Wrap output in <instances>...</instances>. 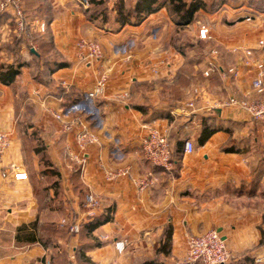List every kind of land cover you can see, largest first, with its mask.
<instances>
[{
  "label": "crops",
  "instance_id": "crops-1",
  "mask_svg": "<svg viewBox=\"0 0 264 264\" xmlns=\"http://www.w3.org/2000/svg\"><path fill=\"white\" fill-rule=\"evenodd\" d=\"M25 8L31 34L24 37L20 49L24 66L13 84L0 81V128L11 137L5 163H19L29 175L23 181L0 176V208L14 209L13 226L38 221L41 228L55 220L54 211H63L57 224L72 235L68 244L74 264H133L136 258L152 257L167 227L173 229L170 264H199L187 261L186 238L211 229L220 231L225 240L231 253L228 264L244 255L264 263V122L237 108H210L232 94L260 99L251 87L255 65L244 64L233 48L256 46L257 38L264 36V23H245L244 8L196 14V22L188 27L201 26L209 18L211 43L219 49L226 69L238 68V77L219 74L217 82L209 84L210 93L198 103L202 110L172 119L173 155L166 168L147 161L141 150L145 126L171 113L166 112L164 101L147 102L154 91L144 89L148 81L166 73L164 69L153 75L149 62L171 56L164 45L176 25L166 7L141 25H126L115 32L90 21L87 9L76 0H27ZM42 21L46 32L39 29ZM152 31L156 41L150 39ZM14 33L20 36L10 22L0 21V45L12 41ZM79 39L99 41L103 56L81 60L76 47ZM129 39L136 47L132 55L116 52ZM255 57L264 60V48H258ZM14 58L0 49V62L11 63ZM56 59L68 65L48 70L47 63ZM174 59L180 62L179 56ZM103 71L109 75L107 89L94 103L85 101V93ZM123 91H129L127 99L120 97ZM80 102L93 104L94 114L56 118ZM159 106L163 114H152ZM66 123H71V130L64 129ZM206 125L220 128L200 144ZM84 132L97 141L81 147L78 139ZM186 138L194 140L195 150L179 157L175 149ZM120 169L128 174L106 179L108 170ZM145 180L149 186L142 188ZM90 192L101 199L99 207L85 203ZM109 207L114 209L113 219L90 233L72 234L70 224L63 223L81 225ZM13 239L16 243V233ZM122 240L125 249L119 252L115 243ZM19 258H1L0 264L17 263Z\"/></svg>",
  "mask_w": 264,
  "mask_h": 264
},
{
  "label": "built area",
  "instance_id": "built-area-1",
  "mask_svg": "<svg viewBox=\"0 0 264 264\" xmlns=\"http://www.w3.org/2000/svg\"><path fill=\"white\" fill-rule=\"evenodd\" d=\"M55 1V0H44ZM84 9H88L91 6V0H76ZM25 0H0V12H7L12 15L17 25L16 31L19 35L27 30V12L25 9ZM39 29L41 32L46 31L47 24L42 21L39 23ZM199 35L202 39L208 38L210 35V28L202 24ZM76 47L79 51V57L81 60L87 62L95 59H99L103 56V47L99 41L79 39L76 43ZM264 47V38L257 41V45L250 46H238L233 48V51L240 54L241 60L246 65L254 64L256 67V73L251 81L252 90L260 95L258 100L241 99L237 95H230L224 99H221L216 105H212L210 108L215 109L217 107H233L247 114L255 121L264 122V60L257 59L255 57V51L258 48ZM127 51V50H126ZM221 53L219 49H211V57L208 58L207 67L203 71L205 77H210L214 72H220L224 77H228V74H232L234 77H238V68L230 67L225 68L221 64ZM171 56H166L164 59L149 62L150 70L153 75H159L166 67L170 66ZM109 75L107 71L101 72L98 76L95 86L91 91L85 93V101L95 102V100L104 94L108 87ZM129 91H123L120 93V97L127 99L129 97ZM204 88L199 86L194 87L192 97L186 102L171 110L169 117H160L153 119L148 123L145 128L146 134L141 141V150L144 158L156 166H162L168 168L171 165V159L173 155V143L171 137L172 119L174 120L179 114L187 112H195L202 110L204 107L199 105V101L204 99ZM93 104L82 105V103H74L67 111L57 113L55 116L59 120H62L64 116H69L71 113L75 115H81L83 113H93ZM64 129L71 130V123L64 124ZM264 130V129H263ZM97 138L89 132H84L79 136L78 143L81 147H85L88 143H94ZM11 144L10 133L7 130L0 128V176L4 179H12L14 181H23L29 179L28 173L24 170L23 166L16 162H11L9 165L5 163V153L9 149ZM195 150V142L192 138H186L184 140V153H193ZM128 174L127 169H120L118 171L108 170L106 179L112 181L116 177ZM142 188L149 186V183L141 181ZM85 203L90 207L97 208L101 205V199L90 192L85 196ZM70 224V230L72 233L80 232L79 223H67ZM107 238V236H105ZM126 241H117L115 243L119 252L125 249ZM186 247V259L189 262H195L199 264H228L231 260V253L222 237L220 231L217 229H211L209 231L189 235L185 242Z\"/></svg>",
  "mask_w": 264,
  "mask_h": 264
},
{
  "label": "rangeland",
  "instance_id": "rangeland-1",
  "mask_svg": "<svg viewBox=\"0 0 264 264\" xmlns=\"http://www.w3.org/2000/svg\"><path fill=\"white\" fill-rule=\"evenodd\" d=\"M118 1L119 0H113V2L110 4V0H106V5L109 8L108 20L106 22H103L102 18L99 19V24L103 25V27L107 31L113 30L115 32L117 28L121 27L120 24L116 21L115 12L112 11L113 8L116 7V3ZM126 1L128 2V4H130L131 1L132 4H134L136 0ZM205 1L208 2V10H200L201 13L214 14L216 12H223L224 10L244 8L243 11H245L246 13L243 14L244 17L241 19L244 20L245 23H249L251 25H255V21L261 24L264 23V16L260 15H264V0ZM223 1L225 3H223ZM26 2L27 1L25 0V5ZM168 6L169 2L166 3V9L173 21V16H171ZM214 6H216L215 9L211 11L210 8H213ZM90 8L91 6L87 9V11ZM100 9L103 8L101 7ZM196 20L197 19L195 17L193 23H195ZM202 24L207 25L209 28L212 25L209 18H206ZM189 25L182 28H176L177 34H175L173 31L164 45V48L166 50H171L170 55L172 56V59L174 55H177L179 56V61L181 63H178V61L176 63L175 59L173 61L170 59V63L172 64L166 67V73L163 76L148 81V84L145 85L144 88L148 91H154L153 96H151V101L150 98L149 100H147V95L144 94L147 102L152 103V100H154L155 102L164 101V106L167 105L169 108L166 111L168 113H170V111L177 106L186 103L192 97V92L194 90V87L196 86L204 88L205 96H207L206 94L210 93V90L208 89L209 84H215L220 74V72L217 71L214 72L210 77H205L203 75V71L207 67L208 58L211 57V49H213L214 47L209 38L210 35L208 38L204 39L200 37L199 31L201 26L196 25L194 27H188ZM155 34V31H152V33L149 34L151 40L156 41L154 37ZM130 36L131 35H129V37ZM262 37L264 38V36ZM257 39L259 40L260 38ZM135 48L136 47L134 46V41L129 39L128 41L125 40L124 42H121L116 49V52L126 56L132 55V53L136 50ZM222 62L223 61H221V64L224 65L225 63ZM160 108V106L153 108L151 110L152 114H155L156 116L162 114L163 111H161ZM95 110L96 112H98L97 109ZM13 211L14 209H12L10 212V210H8V207L0 208V259L5 257L11 258L19 256L20 258L18 259V262L12 264H66V261L71 259L72 255L70 252H72V249L70 248L71 246L69 247L68 242L72 240V235L70 236L64 227H60L61 225L57 224L60 218H62L60 216H63V211H54L51 217L55 220L52 221L53 223L50 222L46 225H42V227H44L45 229H41L38 226L36 234L39 241L36 242L37 244L34 246L25 245L27 243H20L19 245L17 244V241L15 243L13 236L15 233H17L18 227L16 228L15 226H13V222L11 221V219L13 221L15 219V212L13 214ZM55 229H58L59 232H54Z\"/></svg>",
  "mask_w": 264,
  "mask_h": 264
},
{
  "label": "trees",
  "instance_id": "trees-1",
  "mask_svg": "<svg viewBox=\"0 0 264 264\" xmlns=\"http://www.w3.org/2000/svg\"><path fill=\"white\" fill-rule=\"evenodd\" d=\"M27 1V0H26ZM44 1V0H42ZM169 2V11L171 16H173V21L176 25V28L185 27L194 22L196 14L200 10H208V2L205 0H136L134 4L132 1L130 4L126 0H119L116 3V7L113 8V12L116 14V21L120 24L121 27L126 25H141L151 14L159 11L161 8L166 7V3ZM223 3H225L223 1ZM222 3V4H223ZM217 4V3H214ZM217 6V5H216ZM210 8L211 11L215 9ZM26 7V5H25ZM103 9H100V8ZM26 9V8H25ZM108 11L109 8L106 5V0H91V8L87 11L88 19L92 22H95L97 25L103 27L99 24V19L102 18L103 22L108 20ZM0 21H8L16 29L17 25L14 18L10 13L0 12ZM27 30L22 33L20 36L13 34V40L0 45V49H5L8 52L15 55L13 62L4 63L0 62V81L4 84L11 85L13 84L17 77L21 74L22 67L24 63L21 60L20 49L24 37L31 34V24L30 19L27 13ZM46 32V31H44ZM177 34V29L174 31ZM68 65L65 61H58L57 59L51 63H47V69H59L66 67ZM141 109L143 107H140ZM163 114V113H162ZM219 126L216 125H206L201 135L199 136L200 144H204L210 138V136L215 133L216 130H219ZM177 156L181 157L184 153V145L182 141H179L175 149ZM112 207H109L105 213L93 218L90 221L82 223L80 225V232L83 230L85 232H92L97 227L111 221L113 219ZM39 224L38 221H34L31 224H22L17 228L16 240L18 242L25 243H34L38 242L39 239L36 234V230ZM41 229H45L41 227ZM49 229V228H48ZM32 230V231H31ZM172 231L171 227H167L164 232V236L160 245L157 247L156 254L152 257H142L136 258L133 264H170L168 258L171 254V244H172ZM54 232H59L58 229H55ZM66 233V232H65ZM264 242V237H263ZM66 264H74L73 261L67 260ZM234 264H263L257 261L251 255H244Z\"/></svg>",
  "mask_w": 264,
  "mask_h": 264
}]
</instances>
